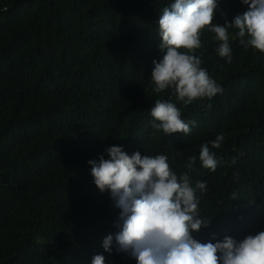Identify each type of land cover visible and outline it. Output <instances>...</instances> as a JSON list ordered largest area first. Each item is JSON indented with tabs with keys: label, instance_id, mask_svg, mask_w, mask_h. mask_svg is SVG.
Listing matches in <instances>:
<instances>
[{
	"label": "trees",
	"instance_id": "1",
	"mask_svg": "<svg viewBox=\"0 0 264 264\" xmlns=\"http://www.w3.org/2000/svg\"><path fill=\"white\" fill-rule=\"evenodd\" d=\"M172 2L0 0V264H92L95 255L136 264L118 250L120 208L96 187L88 163L108 159L111 146L166 155L178 176L206 182L197 196L210 224L194 233L199 241L264 231V53L242 46L230 28L228 62L205 29L194 54L223 91L187 105L171 89L154 92L158 22ZM218 3L219 25L248 7ZM157 99L195 121L190 133L152 126ZM220 134L211 171L199 152ZM108 235L111 251L103 247Z\"/></svg>",
	"mask_w": 264,
	"mask_h": 264
},
{
	"label": "clouds",
	"instance_id": "2",
	"mask_svg": "<svg viewBox=\"0 0 264 264\" xmlns=\"http://www.w3.org/2000/svg\"><path fill=\"white\" fill-rule=\"evenodd\" d=\"M241 2L247 10L224 25L214 22L218 0H173L163 9L158 22L162 58L153 60L151 73L154 92L171 89L175 98L187 105L223 91L194 54L202 47L200 37L205 29L215 34L220 42L216 51L228 62L232 59L230 28L238 30L236 37L242 46L264 53V0ZM150 113L152 126L168 135H187L190 125H195V121L182 119L180 109L170 100L157 99ZM223 140L220 134L211 146H201L202 167L216 170L219 160L213 149H219ZM106 151L108 159L100 156L88 162L91 175L96 187L110 191L120 208L115 241L118 250L134 257L136 264H264V231L242 240L225 236L214 243L195 238L194 233L210 224L200 217L197 196V192L206 191V182L197 181L193 186L187 172L178 176L166 155L142 156L137 151L130 156L122 146ZM195 161L196 157H190L189 170ZM112 242V235L104 239L105 251H111ZM92 264H105L104 256L95 255Z\"/></svg>",
	"mask_w": 264,
	"mask_h": 264
}]
</instances>
